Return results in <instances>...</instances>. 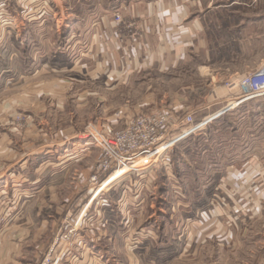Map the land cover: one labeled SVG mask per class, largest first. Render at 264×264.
<instances>
[{
  "label": "rangeland",
  "instance_id": "rangeland-1",
  "mask_svg": "<svg viewBox=\"0 0 264 264\" xmlns=\"http://www.w3.org/2000/svg\"><path fill=\"white\" fill-rule=\"evenodd\" d=\"M13 1L21 7L24 13H31L29 15L32 16L31 19L37 17L35 15L36 5L29 3L30 0H0V41L7 34L12 35L13 26L9 23L14 19L9 10L12 6L10 3ZM60 1L63 8H66L65 4L67 5L68 2L74 3V0ZM75 2H80V8L85 12L94 9H108L111 6L109 0H75ZM217 3L223 5V7H219L223 12H218L222 16L216 17L218 23L213 28V67L220 71L228 69L233 72L236 70L240 75L264 65V0H214V4ZM123 9H125L124 6H121L120 10ZM55 11L56 15L58 14L59 25L65 26L71 16L68 17L66 11H63L61 15L58 8ZM2 13L5 15L2 16ZM8 17L10 20L5 26V22L2 21ZM56 20L50 19L54 24H56ZM7 53L12 55L13 51L9 50ZM8 55L4 53V56ZM156 83L161 89L168 88V91H172L175 85L171 76L164 77L162 81ZM195 84L198 88L197 95L192 98L186 97L187 103H196L202 106L208 102L207 99H210V102L216 101V104L195 114L187 111L186 106L175 110V112L191 113L194 122L198 123L225 107L229 102L227 98L230 97V92L223 79L211 83H209V79L197 80ZM101 93V96L99 94L98 96H79L72 90L67 98L42 95L37 99L36 110L33 105L30 106L28 103L22 104L21 102L20 105L19 102L18 104V98L14 99L13 96H0V139L8 136L28 139L30 133L36 132L38 143L62 140L64 145L62 146L63 143H61L59 144L61 146L56 145L55 147L59 146L63 149L69 144L68 151H72L73 146L79 151L81 147L76 144L71 145V143L83 135L82 138L88 144L86 145L88 156L78 158L75 163L70 162V169L75 172L74 174L70 173L66 178L68 179L67 183L73 180L75 186L78 187L77 190H80L79 193H83L81 191L85 188L84 194L88 192L90 200L102 182L109 176L101 175L95 181L91 180L97 172L96 167L101 154L100 149L95 147L90 136L86 135L88 124H97L98 128L101 127L100 129H103L104 126L118 129L139 115L151 114L159 110L170 112V109L175 108L171 105V96L163 102L165 103L163 105H171L170 109L160 107V104L154 107L139 106V108H134L135 103L139 100L138 96H132L122 89L101 90ZM224 98L228 101H224ZM187 103H182V105ZM59 104H63L62 110L59 109ZM126 105L127 107L124 109ZM120 110L127 111V113L121 114L120 117H112ZM225 117L228 119L215 122V124L214 119L210 122H208L210 118L206 120L204 124L208 123L202 129L175 143L166 152V157L158 159V162L151 166L146 174H134L130 178H125V174L129 170L128 166L117 170L116 177L125 179L114 181L107 187L102 186L96 195L98 196L95 198L96 201L91 205L86 202L85 198L81 202L80 197L78 201L80 212L75 218L70 219L71 225L60 224V234L57 238L55 236V240L61 246L56 247L53 256H57L60 251L61 259L63 255L65 256L64 251L70 248L68 246L70 243L77 247L80 242L84 243L85 240H89L86 238L89 233H95L94 236L99 234V238H102L99 232L110 228V234L117 232L119 236L129 226L127 224L125 227L124 219L126 212L132 210L129 208L131 204L125 199L134 197L138 201L136 207L146 206V208L140 217V223L132 225L133 232L128 236L122 235L121 237L120 235L122 241L128 242L131 245L129 249L133 250L131 258H126L130 264H264V97L242 104L239 110L234 108L228 111ZM196 139L199 140L196 142ZM55 162L53 161V163ZM138 165L137 162L134 167ZM48 167L46 166V169ZM41 168L43 166L39 167V169ZM44 172L43 170L35 172L36 178L32 179V184L27 188L29 192L35 188V190H40L46 184L49 186L51 181L59 182V176L53 178L52 174ZM112 174L110 178L115 175V172ZM119 178L115 180L117 181ZM27 184L29 181L23 185ZM238 188L240 189L238 190ZM146 191H148V195H146ZM21 194L17 187L9 188L6 181L5 190L0 194V231L4 223L13 219L18 206L23 207L25 204L27 199L24 196L27 197L28 194ZM192 194H195L196 200L193 199ZM100 195L101 197H99ZM117 196L121 199L122 204L114 203ZM178 196L179 198L183 196L180 202L184 200L182 203H186L190 199L193 201L190 205H194L193 207L188 205L187 209L180 211L182 213L179 215V222L177 221L179 225L171 222L174 219V210L169 206L172 200L178 199ZM162 197H166V204L160 200ZM204 202L207 206V213L202 215L204 209L199 208V215H188L190 212L191 214L194 212L193 209H197L196 206ZM85 207L87 209L83 212ZM126 207L128 211H126ZM103 210H106L105 213L115 211L116 221L113 219L111 222L110 219L112 220L113 217L105 216ZM81 212H83L82 218L76 224ZM97 213L100 216L99 222L95 221V224H91V216ZM169 214H171L170 218ZM117 217H121V219ZM153 218L160 221L165 220L163 224L166 228L163 227V231L161 228V233L159 230V233L156 232L158 237L152 244L148 241L143 242L140 235L136 240L135 232L138 229H154V227L152 228ZM181 219L182 221H180ZM169 224L177 225V229H170ZM49 230L51 231V226H49ZM83 235H85V239ZM96 243L106 251V256H108H98L100 264H127L128 261H125V257L120 256L119 247L122 242H120V246L119 244L112 246L109 237L108 239L103 237ZM62 246L64 250L60 249ZM141 247L145 248H142L143 252L134 254V251L141 250ZM49 248L50 246H47L41 250L43 253L40 255L39 264ZM146 249L154 253L146 257L144 251ZM85 258L87 261V257Z\"/></svg>",
  "mask_w": 264,
  "mask_h": 264
},
{
  "label": "crops",
  "instance_id": "crops-1",
  "mask_svg": "<svg viewBox=\"0 0 264 264\" xmlns=\"http://www.w3.org/2000/svg\"><path fill=\"white\" fill-rule=\"evenodd\" d=\"M51 2L55 9H59L61 15L66 11L67 16H71L65 26L59 25L55 9L50 14L33 19L29 16L31 13H24L16 2H12L9 10L16 26L12 29L11 36L7 34L0 41V96L18 98L20 105L21 102L28 103L36 110L37 99L42 95L67 98L69 92L74 90L79 96H98V94L101 96V90L122 89L132 96H138L139 100L134 108L154 107L160 104V107L170 109L173 105L175 108L170 110L175 112L186 106L187 111L195 114L216 104V101L210 102V99H207L206 104H200L202 106L186 102V97L192 98L197 95L198 88L195 84L197 80L209 79L211 83L222 79L225 81L239 74L236 70L231 73L228 69L220 71L213 67V28L218 23L216 17L222 16L218 12H223L219 9L223 5L214 4V0H109L111 6L108 9H94L87 12L81 9L80 2L75 0L73 4L70 2L65 4L66 8L62 7L60 0H51ZM121 6L125 9L120 10ZM114 12L121 13V21L114 20ZM50 19H57L56 24L51 23ZM9 50L13 51L12 55H8ZM4 53L8 56H4ZM170 76L175 83L172 91H168L166 87L161 89L156 82ZM169 96L172 98V104L163 105L164 100ZM228 100L224 98V101ZM182 103L187 104L182 105ZM58 107L60 110L64 108L63 104H59ZM126 107L127 105L124 109ZM123 113L127 111L120 110L112 117H120ZM32 133L29 134L28 139L18 136L0 139V194L5 190L6 181L9 188L17 187L21 195L28 194L27 188L32 184V179L36 178L35 172L41 170L52 174L53 178L59 176V182L51 181V185L46 184L40 190L31 189V193L29 192L27 197L24 196L27 200L23 207L18 206L13 219L4 223L0 231V264H39L40 255L43 253L41 250L56 243L55 236L57 238L60 234V224L66 223L70 226V219L75 218L80 212L78 206L80 197L81 202L85 198L86 202H91L90 205L96 201L95 198L92 201L88 199L89 193L84 194L85 188L81 191L83 193H79L80 190H77L78 187L73 180L67 183L66 178L70 173L75 172V170L71 171L70 162L75 163L78 158L88 156L86 148L88 144L82 138L83 135L71 143L80 146L81 150L78 151L73 146L72 151H68L69 144L63 149L59 147L64 145L62 140L38 143L36 132ZM56 145L59 146L55 147ZM46 161L49 164H46L48 163ZM40 166L43 168L39 169ZM112 175L104 181L103 187L109 186L119 178L116 177L117 171L110 178ZM28 181L29 184L23 185ZM120 200L117 196L114 203L119 204ZM125 200L131 204L129 208L132 210L128 211L126 207L128 212L124 224L125 227L127 224L129 226L120 234L121 237L133 232L132 225L140 223V217L146 208V206L136 207L138 201L134 197ZM160 200L164 201L162 202L164 204L167 202L166 197ZM145 202L147 203V199ZM182 202L172 200L169 205L174 210V219L171 222L178 225L179 215L182 213L180 211L194 206L187 201ZM198 206L188 215H199V208L204 209L202 215L207 213L205 202ZM114 212H104L105 216L113 217L112 220L110 219L111 222L113 219L116 221ZM170 216L171 214L168 217ZM91 217V222L89 221L91 224L100 220L98 213ZM117 218L121 219V217ZM152 222V228L154 227L155 230L137 228L136 240L140 235L143 242L148 241L152 244L158 237L156 232L159 230L161 233L163 227L166 228L163 224L165 220L153 218ZM170 225H168L170 229H177V225ZM99 233L102 238L109 237L112 246L118 244L120 246L122 242L119 247L120 256L125 257V261H128L126 258H131L133 254V250L129 249L131 245L122 241L117 232L110 234V228H107ZM94 235L95 233L87 234L86 238L89 240H85L86 244L82 241L75 247L70 243L68 245L70 248L64 251L65 256H62L59 264H62V261L63 264H100L98 256H108L96 243L102 238H99V234ZM83 236L85 239V235ZM57 246L61 245L57 243ZM142 248L145 249L141 247V250H135L134 254L143 252ZM144 251L146 257L154 253L149 252L148 249ZM128 263L130 264V261Z\"/></svg>",
  "mask_w": 264,
  "mask_h": 264
},
{
  "label": "built area",
  "instance_id": "built-area-1",
  "mask_svg": "<svg viewBox=\"0 0 264 264\" xmlns=\"http://www.w3.org/2000/svg\"><path fill=\"white\" fill-rule=\"evenodd\" d=\"M29 3L36 5V16H43L53 12L51 0H30ZM113 18L119 22L122 20V15L119 12H114ZM9 20L10 17L2 22H5L4 25L7 26ZM9 25L14 28L16 26L15 21L13 20ZM225 81L230 92L229 102L225 107L198 123L194 122V117L191 113L180 114V112L174 113L159 110L155 113L139 115L118 129L109 126H104L103 129H100L101 127L98 128L97 124H88L86 135L90 136L95 147L100 149L101 154L96 167L97 172L91 180L95 181L101 175L108 177L125 166L129 168L125 178H130L134 174H146L151 166L158 162V159L166 157V152L175 143L202 129L208 122L219 115L248 101L264 97V65L251 72L232 76ZM208 119L209 121L204 124ZM137 162L139 165L134 167ZM125 178L121 177L115 182ZM102 184L92 195L91 201L97 197L96 195ZM181 197L183 196H180V198L178 196V199L175 200L181 201ZM85 209L87 207L82 211L84 212ZM83 212L80 213L76 224L82 218ZM64 237L67 238L66 235ZM56 247H58L57 243L54 242L46 251L41 264H59L60 251L57 256H53L57 249ZM60 249L64 250V247L62 246Z\"/></svg>",
  "mask_w": 264,
  "mask_h": 264
},
{
  "label": "trees",
  "instance_id": "trees-1",
  "mask_svg": "<svg viewBox=\"0 0 264 264\" xmlns=\"http://www.w3.org/2000/svg\"><path fill=\"white\" fill-rule=\"evenodd\" d=\"M242 107V104L240 105V106H238L237 107V109L239 110L240 108ZM230 113V112H229ZM225 114H227V112H225V113H223L222 115H219L218 117H216V118H214V124H215V122H218V121H221V120H226V119H228V118H226L225 117ZM228 123V122H227ZM230 123V122H229ZM199 139H196V142L198 141ZM199 144V143H198ZM185 195H187V194H185ZM192 197H193V199L194 200H196V196H195V194H192ZM189 200V203H193V201L192 200H190V199H188Z\"/></svg>",
  "mask_w": 264,
  "mask_h": 264
}]
</instances>
